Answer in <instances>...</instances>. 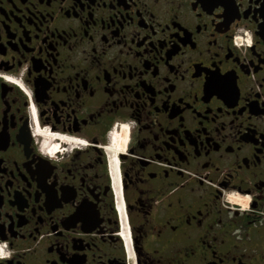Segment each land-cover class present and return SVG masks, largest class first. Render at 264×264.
<instances>
[{
	"label": "flooded vegetation",
	"instance_id": "obj_1",
	"mask_svg": "<svg viewBox=\"0 0 264 264\" xmlns=\"http://www.w3.org/2000/svg\"><path fill=\"white\" fill-rule=\"evenodd\" d=\"M0 264H264V0H0Z\"/></svg>",
	"mask_w": 264,
	"mask_h": 264
}]
</instances>
